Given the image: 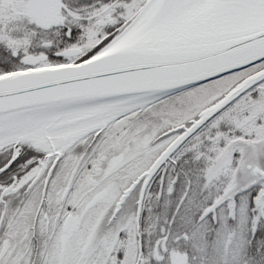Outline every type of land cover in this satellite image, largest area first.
Wrapping results in <instances>:
<instances>
[{
    "label": "snow or ice",
    "instance_id": "obj_1",
    "mask_svg": "<svg viewBox=\"0 0 264 264\" xmlns=\"http://www.w3.org/2000/svg\"><path fill=\"white\" fill-rule=\"evenodd\" d=\"M0 264H264V0H0Z\"/></svg>",
    "mask_w": 264,
    "mask_h": 264
}]
</instances>
